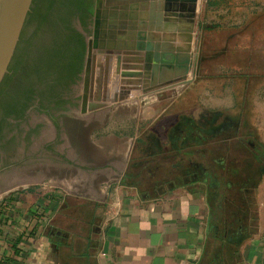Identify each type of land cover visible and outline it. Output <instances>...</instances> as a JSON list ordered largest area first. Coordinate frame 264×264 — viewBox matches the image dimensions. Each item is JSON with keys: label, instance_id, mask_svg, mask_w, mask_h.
<instances>
[{"label": "crops", "instance_id": "crops-1", "mask_svg": "<svg viewBox=\"0 0 264 264\" xmlns=\"http://www.w3.org/2000/svg\"><path fill=\"white\" fill-rule=\"evenodd\" d=\"M250 74L243 72L238 84L221 80L219 92L206 79L203 87L193 84L199 90L180 107L173 149L176 164L188 158L190 167L174 163L179 176L164 181L152 161L133 167V158L136 146L146 147V132L165 130V114L154 117L156 104L148 100L121 102L140 111L99 119L97 134L78 135L81 164L73 178L0 199V264H229L225 241L210 223L201 176L207 171L197 158L238 143L264 167V75ZM146 171L155 174L142 188L134 175ZM252 205L253 231L239 244L238 264H264V178Z\"/></svg>", "mask_w": 264, "mask_h": 264}, {"label": "rangeland", "instance_id": "rangeland-1", "mask_svg": "<svg viewBox=\"0 0 264 264\" xmlns=\"http://www.w3.org/2000/svg\"><path fill=\"white\" fill-rule=\"evenodd\" d=\"M88 2L92 12L90 18L85 20V28L78 21L71 22L85 42L92 36L96 0ZM183 5L186 10L187 6L195 8L192 4ZM51 23L60 26L58 32L65 27L62 24H69L54 10ZM55 27L46 24L39 33L37 25L31 24L26 17L19 40L25 42L24 46L30 52V62L54 46ZM190 34L193 65L187 76L190 81L187 84L146 93L132 91L115 103L88 112L86 104L89 102V88L85 92L83 87L85 52L82 73L63 94L62 105L48 104L43 99L40 103L44 108L38 107L35 102L25 112L23 119L6 120L3 125L0 124V199L23 188H48L57 185L62 178H73L76 167L81 164L75 150L78 135L83 138V134H97L101 127L99 119L130 117L129 112L132 114L140 111L136 107L129 109L128 106L120 105L126 100L155 102L156 108L151 109L153 116L165 114L167 122L159 136L156 131H148L143 135L142 138L147 137L148 142L146 147L136 146L133 167H141V164L152 161L153 165L158 166V181L179 176L170 169L174 163L181 170L188 169V158H181L176 164L178 160L173 154L177 135L174 125L182 117L179 112L182 107H188L186 103L199 90L198 87L192 89L193 84L203 87L206 79L219 92L220 81L226 78L232 77V81L238 84L237 80L243 72H251L250 75L254 76L264 75V0H199ZM178 44L175 41L174 45ZM36 83L35 78L22 80V84H31L34 89L38 87ZM18 91L12 89L9 95L14 96ZM38 91L43 92L44 88H38ZM83 98H87L85 113H82ZM238 147V143L230 144L227 149L216 146L208 156L197 158L207 171L201 176L206 183L202 191L210 206V223L213 230L222 235L228 244L226 258L230 264L233 263L231 253L234 248L253 231L254 186L264 178L260 156L253 151H241ZM222 154H229V158L226 160ZM154 174L155 171H146L142 175H134V178L143 188L148 187V181L154 178Z\"/></svg>", "mask_w": 264, "mask_h": 264}, {"label": "water", "instance_id": "water-1", "mask_svg": "<svg viewBox=\"0 0 264 264\" xmlns=\"http://www.w3.org/2000/svg\"><path fill=\"white\" fill-rule=\"evenodd\" d=\"M31 2L0 0V84L8 73ZM198 2L96 0L83 71L86 91L87 79L93 75V67L95 69V84L93 88L90 85L88 96V100L94 102L86 104V98H83L82 113L103 108L105 105L98 104L101 96L104 102L108 99L111 103L117 102L118 85L121 86L120 100L132 91L146 93L189 83L187 76L193 65L190 34L193 15L185 19L172 6L193 4L194 14ZM154 3H159V7L154 9ZM167 30L172 32V39L157 38V33ZM175 41L179 44L174 45Z\"/></svg>", "mask_w": 264, "mask_h": 264}, {"label": "trees", "instance_id": "trees-1", "mask_svg": "<svg viewBox=\"0 0 264 264\" xmlns=\"http://www.w3.org/2000/svg\"><path fill=\"white\" fill-rule=\"evenodd\" d=\"M53 10L63 21L69 23L62 24V26L65 25L62 31L58 32L60 26L51 23ZM91 12L88 0H32V7L27 14V19L31 24L37 25L38 32L46 24L56 26V30L53 32L54 46L41 57L38 56L41 59L36 57L34 61L30 62V52L25 48V42L19 40L10 61L8 73L0 84L1 125L9 119H23L25 112L35 102L38 107L44 108L40 103L43 99H46L48 104L58 106L64 103L62 101L63 94L75 84L82 73L86 52L85 39L80 32L73 28L71 22L78 21L85 28L87 25L85 20L90 18ZM24 78H35L37 81L35 85L38 87L34 89L31 84H22ZM38 88H44V91H38ZM12 89L19 90L16 92V96L9 95ZM224 246L228 250L226 241ZM238 247L239 244L231 253L232 264H238ZM225 260L230 264L227 258Z\"/></svg>", "mask_w": 264, "mask_h": 264}, {"label": "bare ground", "instance_id": "bare-ground-1", "mask_svg": "<svg viewBox=\"0 0 264 264\" xmlns=\"http://www.w3.org/2000/svg\"><path fill=\"white\" fill-rule=\"evenodd\" d=\"M184 4H186V3H184ZM187 4H190V3H187ZM159 3H154L153 4V7H154V9L155 8H158L159 7ZM193 5V4H192ZM188 7V10H186V6H184L183 4H181V5H178V6H172V9L173 10H176L179 14H182V16H183V18H185V19H188V18H190L192 15H193V12H194V7H193V9H192V7H189V6H187ZM162 34H159V33H157V38H160V39H164V40H170V39H172L173 38V36H172V32L171 31H169V30H167V31H165V32H161ZM155 36V35H154ZM121 65H123V63H121ZM126 65H129V64H126ZM93 70H94V72H93V75L92 76H90V77H88V79H87V83H86V91L85 92H88V88L90 89V85H91V87L93 88V86H94V84H95V69H94V67H93ZM122 72V71H121ZM124 72V71H123ZM125 72H127V73H129V72H131V71H125ZM138 74V73H137ZM83 87H84V81H83ZM121 86L120 85H118V91H117V93H116V98L119 100V94H120V92H121ZM88 94V93H87ZM111 94H109V98H111V96H110ZM87 99V98H86ZM89 99V98H88ZM89 102L91 103H93L94 102V100H89ZM88 102V103H89ZM87 103V104H88ZM109 103H111V100L110 99H108V102H104L103 101V97L101 96V98H100V100H99V102H98V104H103V105H106V104H109Z\"/></svg>", "mask_w": 264, "mask_h": 264}, {"label": "flooded vegetation", "instance_id": "flooded-vegetation-1", "mask_svg": "<svg viewBox=\"0 0 264 264\" xmlns=\"http://www.w3.org/2000/svg\"><path fill=\"white\" fill-rule=\"evenodd\" d=\"M9 120H11V119H9ZM12 121H14V120H12Z\"/></svg>", "mask_w": 264, "mask_h": 264}]
</instances>
